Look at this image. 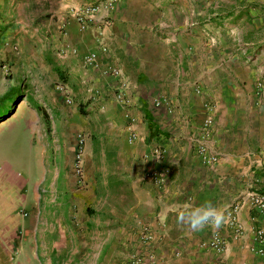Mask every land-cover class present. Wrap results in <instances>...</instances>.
<instances>
[{"label":"crops","instance_id":"0c3cea01","mask_svg":"<svg viewBox=\"0 0 264 264\" xmlns=\"http://www.w3.org/2000/svg\"><path fill=\"white\" fill-rule=\"evenodd\" d=\"M107 2L0 0V264H51L66 247L69 194L90 185L86 141L80 181L71 165L83 130L103 134L105 145L92 147L96 170L104 147L110 163L123 160L124 178L111 177L114 170L107 178L113 187L124 181L133 199L137 234L123 263L141 251L145 226L151 264H264L252 250L264 214L247 200L264 195V0ZM87 5L97 9L77 14ZM37 12L43 30L25 28ZM26 29L42 32V43ZM17 47L28 54L15 56ZM204 115L212 123L201 139ZM197 141L215 160L198 156ZM151 168L164 172L161 185L144 178ZM204 201L226 206L218 230L192 233L177 223L181 210ZM234 205L238 235L227 225ZM214 232L220 252L202 245Z\"/></svg>","mask_w":264,"mask_h":264},{"label":"rangeland","instance_id":"374dc122","mask_svg":"<svg viewBox=\"0 0 264 264\" xmlns=\"http://www.w3.org/2000/svg\"><path fill=\"white\" fill-rule=\"evenodd\" d=\"M40 7V5H36V9ZM38 12L32 16L33 20L29 19L25 22V28L28 26L32 28L40 27V30H43L46 21ZM29 30L26 29L24 32L26 38L34 40V45L42 43L44 34L41 32L36 36H28ZM12 52L15 56H22L21 53L28 54L26 50L19 52L18 47L12 48ZM6 62L1 61L6 67V69H3L2 74L10 76L9 65ZM256 62L258 61L253 64ZM258 63L259 66L264 67V53L260 54ZM261 71L264 73V69ZM263 76L264 74H261V79H263ZM261 119L260 139L264 142V116ZM79 136L82 139L81 150L84 146V141L88 144L87 153L83 149L82 154L85 156L86 167L84 171L88 173L90 185L88 189L81 190L78 193L76 191L74 193L71 192L72 195L69 194L67 244L61 255L57 256L56 260H52L51 264H122L125 256L134 247L133 236L137 234V228L132 225V217L128 213L133 199L127 195L124 181L116 183L113 187V182H109L107 178L108 170H114V173L110 174L111 177L124 178V174L117 173L118 170L124 167L123 160H112V163H110L107 149L104 147L99 154V170H96V158L92 152V147L97 142L105 145L103 134H92L91 138H88V135L83 130ZM56 144L60 143L56 142ZM121 152L123 153L122 150ZM73 155L74 151L71 158ZM58 218L59 216L57 215V220ZM58 240L59 233L53 229L50 241L55 243ZM42 241L44 243V239ZM45 241V247L42 244L43 250L44 248L47 250L49 246L47 240ZM39 264L49 263L40 260Z\"/></svg>","mask_w":264,"mask_h":264},{"label":"built area","instance_id":"2783aa9c","mask_svg":"<svg viewBox=\"0 0 264 264\" xmlns=\"http://www.w3.org/2000/svg\"><path fill=\"white\" fill-rule=\"evenodd\" d=\"M112 0H108L107 4H110ZM97 9L96 6L87 5L81 8L77 14L88 16ZM80 21H86V19L79 18ZM94 59V54L89 53L85 60L92 62ZM116 98L122 101L120 94H116ZM211 118L209 115H204L199 126V135L201 139H204L211 127ZM81 143L82 139L77 136V147L72 158V170L76 178L80 181L82 178V159H81ZM196 152L198 156L205 162H212L215 160L213 155L208 154L206 147L202 141H197ZM144 178L147 179L152 184L158 186L161 185L164 180V172L155 168L148 169L143 174ZM247 200L249 205L254 208L258 214H264V195L258 192L252 191L247 195ZM237 206L234 205L231 208V213L227 220V225L230 227L231 232L234 235L241 233V227L236 221L233 212L236 210ZM152 240V234L147 229L143 227L139 233V242L141 243V251L131 253L124 261L123 264H151L154 261V254L150 250V242ZM253 242L255 243L252 248L253 252L258 255H264V226H257L253 229ZM202 245L209 248L215 252H220L224 249V241L221 236L214 232L207 239L202 241Z\"/></svg>","mask_w":264,"mask_h":264},{"label":"clouds","instance_id":"9594fccd","mask_svg":"<svg viewBox=\"0 0 264 264\" xmlns=\"http://www.w3.org/2000/svg\"><path fill=\"white\" fill-rule=\"evenodd\" d=\"M226 206L214 205L204 201L198 206L189 205L178 213L177 223L187 226L192 233L203 231L205 228L218 230L224 223Z\"/></svg>","mask_w":264,"mask_h":264}]
</instances>
